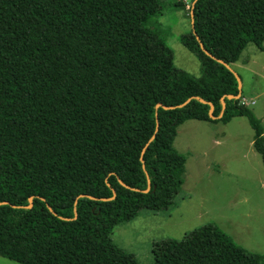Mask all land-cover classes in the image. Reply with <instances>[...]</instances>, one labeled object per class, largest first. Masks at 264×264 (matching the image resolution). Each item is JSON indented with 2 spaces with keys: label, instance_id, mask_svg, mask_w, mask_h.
I'll return each mask as SVG.
<instances>
[{
  "label": "trees",
  "instance_id": "trees-1",
  "mask_svg": "<svg viewBox=\"0 0 264 264\" xmlns=\"http://www.w3.org/2000/svg\"><path fill=\"white\" fill-rule=\"evenodd\" d=\"M160 11L161 0H0V256L139 264L111 232L174 204L186 160L172 143L185 120L245 116L264 165L261 120L227 97L240 94L231 65L248 43L263 49L264 0H191L193 28L180 40L199 77L149 27ZM152 255L150 264H264L213 223L155 241Z\"/></svg>",
  "mask_w": 264,
  "mask_h": 264
},
{
  "label": "rangeland",
  "instance_id": "rangeland-1",
  "mask_svg": "<svg viewBox=\"0 0 264 264\" xmlns=\"http://www.w3.org/2000/svg\"><path fill=\"white\" fill-rule=\"evenodd\" d=\"M161 0V11L149 27L173 51V63L196 77L199 59L181 43L192 29L191 0L185 8ZM187 5H189L187 7ZM263 49L248 43L231 69L244 97L264 129ZM254 130L245 116L229 122L188 119L177 127L173 147L185 156L183 184L174 204L162 211L142 209L132 220L116 225L112 241L135 255L139 264L153 261L155 241L180 240L191 230L213 223L252 253L264 254V165L252 145ZM0 264H22L0 256Z\"/></svg>",
  "mask_w": 264,
  "mask_h": 264
},
{
  "label": "water",
  "instance_id": "water-1",
  "mask_svg": "<svg viewBox=\"0 0 264 264\" xmlns=\"http://www.w3.org/2000/svg\"><path fill=\"white\" fill-rule=\"evenodd\" d=\"M191 17H192V19H191V22H192V28H193V14H192V13H191ZM201 47L203 48L202 45H201ZM220 61H221V60H220ZM236 77H237V81H238V87H239V89H240V79H239L238 75H236ZM239 95H240V94H239ZM239 95H236V96H234V95H227V97H228V98H238ZM199 99H200V101L205 102V100H203V99H201V98H199ZM187 101H188V100H187ZM187 101H185V102H184L183 104H181V105H184ZM221 102H222V108L224 109V107H225L224 96L221 97ZM181 105H179V106H181ZM164 108H169V107L164 106ZM212 112H213V105L210 104V111H209L210 117H213V116H212ZM221 114H222V112H221ZM221 114H220V116H221ZM156 126L158 127V123H157ZM151 139H152V138H151ZM151 139H150V140H151ZM147 145H148V143H146V145L144 146L143 151L145 150V148H146ZM114 196H115V192L113 193L112 198H113ZM29 201H30V203H29V205H27L26 207H31V206H32V197L29 198ZM2 203H5V202H2Z\"/></svg>",
  "mask_w": 264,
  "mask_h": 264
},
{
  "label": "built area",
  "instance_id": "built-area-1",
  "mask_svg": "<svg viewBox=\"0 0 264 264\" xmlns=\"http://www.w3.org/2000/svg\"><path fill=\"white\" fill-rule=\"evenodd\" d=\"M189 5H187V7H188ZM241 99V101H239V103L240 104H242V105H248V104H254V101H250V103L244 98V97H242V98H240Z\"/></svg>",
  "mask_w": 264,
  "mask_h": 264
}]
</instances>
